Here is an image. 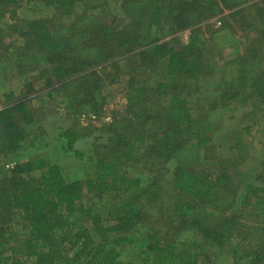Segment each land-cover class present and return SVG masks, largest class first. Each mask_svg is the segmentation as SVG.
I'll return each mask as SVG.
<instances>
[{"label":"trees","instance_id":"obj_1","mask_svg":"<svg viewBox=\"0 0 264 264\" xmlns=\"http://www.w3.org/2000/svg\"><path fill=\"white\" fill-rule=\"evenodd\" d=\"M121 1L123 22L109 21V0H0V22L20 42L10 51L3 46L7 67L14 65L10 61L16 55L20 75L39 70L47 95L63 99L67 114L77 117L102 114V74L114 81L122 72L118 60L127 62L123 72L128 75L126 100L132 116L111 125L127 138L114 135L116 140L108 141L123 143L127 160H145L150 166L152 159L162 171L190 142L204 146L212 139L208 110L192 105L198 100L197 84H211L228 102L221 101L219 107L248 106L229 147L240 155L203 158V165L179 164L170 178L160 170L143 184L120 169V150L113 145L110 155L89 159L92 170L84 181L69 179L58 164L38 158L17 162L19 155L37 147L39 128L35 133L28 127L36 121L26 93L9 91L3 95L9 105L0 110V154L17 157L0 180V264H204L211 258L204 245L226 249L235 264H264V159L255 177L246 181L241 155L245 138L264 114V0L245 9L246 26L255 34L248 55L221 66L205 59L208 40L198 26L222 15V9L233 11L227 18L236 19L244 12L239 8L251 0ZM21 3L53 8L57 23H5L7 9ZM78 6L82 13L73 15ZM14 12L9 11L11 16ZM178 12L185 19L179 35L170 21ZM61 19L69 23L61 24ZM221 21L224 26L216 32L220 37L230 27L226 17ZM167 36L170 40H161ZM134 61L137 65L131 67ZM89 134L74 126L61 129L63 154L80 159L75 143ZM165 182L176 192L166 209V226L161 213L165 207L158 206L163 200L167 204ZM91 194L109 198L102 205L114 215L106 211L101 216L86 207L84 197ZM156 207L158 219L150 215Z\"/></svg>","mask_w":264,"mask_h":264},{"label":"rangeland","instance_id":"obj_2","mask_svg":"<svg viewBox=\"0 0 264 264\" xmlns=\"http://www.w3.org/2000/svg\"><path fill=\"white\" fill-rule=\"evenodd\" d=\"M121 0H109L110 7V19L109 21L115 19V22H123L125 20L123 14ZM252 4L260 5L258 0H251L250 3L244 4L239 9H242V14L239 15L236 19L227 18V16L233 11H228L226 9H222V15L218 14L213 17H209L208 20L202 22L200 24L199 30L204 34L206 42L205 50L207 49V55L205 53V59L209 60V58L213 59L217 63L229 61L238 57H242L248 55L247 51L249 50V45H254L255 37L253 28H248L246 25L249 24L246 21V12L245 9ZM15 11L11 16L9 11ZM82 7L78 6L75 8L73 15H79L82 13ZM181 15V12L177 13L176 19L171 18L173 28H176V32L181 28L179 26L182 25L183 18H178ZM221 17H226L227 23L230 25L227 33L224 36L220 37L216 32L218 30H222L224 26ZM55 15V10L51 7H44L41 4L32 3L26 4L21 3L18 6H11L7 9L5 14V23L8 25L15 24V21L20 20H33V19H44L51 21L52 23H57ZM241 19L242 23L239 22ZM250 20V19H248ZM69 21V20H68ZM67 20L61 19V24H68ZM251 22V20H250ZM0 29L3 31V35H0V40H3L0 43V110L6 107V101L3 98V95H6L9 91H13L16 94L20 92V90L26 93L27 106L30 112L33 114V119L36 121L35 124H32L29 127L30 130H34L35 133L38 134L39 137L37 141L39 142L36 148L27 149L22 155L14 156H4L0 154V180L3 179V176L6 171L11 169L15 161L24 162L31 159H42L44 162L51 164H58L69 179H85V175L89 174L88 170L91 172V164L88 162L90 158H95L98 153L99 155L111 154L110 147L116 145L120 150V159L118 160L121 164L120 169L126 168L128 173L131 176H137L146 184L147 181L151 178L152 175H158L162 171L161 166H156L155 162L150 159L151 165L145 166L146 161L136 162L133 160H127L122 156V151L124 144L121 143L118 145L116 143V139L114 135L123 136L122 132L115 130L111 125L115 124V121H118L121 118L131 117L132 112H128L127 107V79L128 75H126L123 70H127V62L119 61L118 66L121 67L122 72L115 74L114 81L111 79H107L102 73V66H99L96 70L98 73L101 72L102 77H104L102 89L104 96L106 97V103L103 108V112L100 116H96L90 113H84L79 116H71L67 114L65 110V102L63 99L57 98L55 94L52 96L47 95L48 87L45 84V78H40L41 73L39 70H34L28 72L24 75H20L18 73V69L16 68V55L12 57L10 63L13 62V66L11 68L7 67L9 61L8 56L2 53L3 46L9 48V51L15 49L18 43L16 41V34L10 32V30L6 29L2 22H0ZM183 32L180 29L176 34H181ZM213 35V36H212ZM171 37L167 36L161 38V40H170ZM29 58V56H25ZM34 58H31L33 60ZM116 62V61H115ZM131 64V67L137 65L134 61ZM230 69V68H228ZM227 69V70H228ZM106 72H111V67L106 68ZM40 73V74H39ZM219 74V73H217ZM217 83L216 80H213V84ZM199 89L198 93H195V97L197 102L192 103L193 106L199 107L205 111L209 112V121L211 124H214L212 130V139L209 140L204 146L198 145L194 142H190L188 146L183 147L181 151H178L175 154V157L164 163L163 175H167L170 178L171 174L174 172V169L179 164H194L201 163L203 158H234L239 156V152L229 150V147L232 145V139L235 134V130L238 128L239 123H243L242 117L240 115L245 113V110L248 106L242 107L237 106L236 104H228L226 107H219V103L222 101L226 102L223 91L214 90L211 88V84L199 83L197 84ZM56 96V97H54ZM248 111V110H247ZM243 116V114H242ZM246 117V116H245ZM247 118V117H246ZM261 122L257 123V126L252 130L251 136L246 137L244 140V146L242 152V157L244 159L242 163V169L246 173L244 180L250 181L255 177L257 173L258 165L264 159V114L261 115ZM76 127V129L82 133L87 135L85 138H80L75 143V149L78 150L82 157L80 159H75L72 155H64L60 144L58 134L61 129H70L72 127ZM104 126V127H103ZM241 129V128H239ZM214 131V132H213ZM114 139L109 142L108 139ZM122 138H127V136H123ZM106 146L105 148H102ZM17 157V159H16ZM16 159V160H15ZM246 160V161H245ZM206 162V161H205ZM124 165V166H123ZM89 166V167H88ZM150 168V169H149ZM161 170V171H160ZM248 173V174H247ZM171 182V181H170ZM166 183V182H165ZM244 183V182H243ZM167 184V183H166ZM243 185V184H242ZM164 193L165 200H167V204H163L164 200L159 203V207L162 208L164 205V210L161 211L163 216V224L166 226L167 223V210L169 207V203L173 201L176 197V192L172 190V186L165 185ZM86 191L84 190V193ZM162 194V193H161ZM109 198L103 197L102 199H98L95 194L86 195L84 197V203L86 207H93L94 211L98 213H103L101 216H105L104 213L110 212L111 216L114 215L115 211H108L103 207V202L108 201ZM100 202V203H99ZM93 205V206H92ZM165 213V214H164ZM151 217H155L158 219L159 209L156 207L155 210L150 211ZM18 221V227L19 223ZM141 231H144L142 227H139ZM23 229V226L20 227ZM189 233L182 234V237L188 236ZM193 236V233L191 232ZM213 245H204L203 251L210 256L211 258L208 260H204V264H235L236 258H233L226 249H222L219 247H212ZM30 264V263H28Z\"/></svg>","mask_w":264,"mask_h":264}]
</instances>
